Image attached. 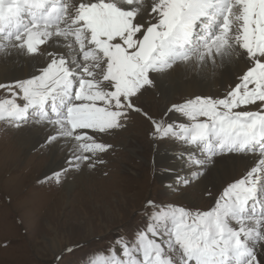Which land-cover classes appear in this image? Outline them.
<instances>
[{"label": "snow or ice", "instance_id": "snow-or-ice-1", "mask_svg": "<svg viewBox=\"0 0 264 264\" xmlns=\"http://www.w3.org/2000/svg\"><path fill=\"white\" fill-rule=\"evenodd\" d=\"M9 57L36 70L0 83L11 94L0 101V121L42 125L48 143L72 144L57 183L105 163L112 146L100 137L124 130L133 112L150 120L154 139L187 146L181 159L193 171L181 185L217 156L258 157L217 191L210 210L148 201L155 211L134 245L120 238L118 252L96 264H264V0H0V59ZM236 61L244 69L223 96L172 104L167 111L184 122L155 120L135 103L164 79L214 77Z\"/></svg>", "mask_w": 264, "mask_h": 264}, {"label": "rangeland", "instance_id": "rangeland-1", "mask_svg": "<svg viewBox=\"0 0 264 264\" xmlns=\"http://www.w3.org/2000/svg\"><path fill=\"white\" fill-rule=\"evenodd\" d=\"M225 92L217 87L208 96L221 97ZM188 98L176 95L167 110ZM5 99H11V94L0 89V101ZM160 100L161 93L153 88L135 103L155 120L184 122L179 114L171 118L170 112L163 111ZM248 109L256 110L255 105ZM34 125L17 129L0 121V264H96L101 257H110L113 248L118 252V239L134 245L155 211L148 201L156 208L207 211L214 207L217 193L208 195L210 190L197 186L201 176L187 185L179 183L191 178L190 163L183 164L174 183L161 181L158 149H174L179 158L186 154V145L174 137L154 139L152 123L142 113H131L127 127L117 134L100 137L112 146L101 154L105 163L65 172L59 183L55 175L62 170L46 173L44 154L53 151L69 168L72 144L62 139L48 143V136H43L46 139L35 149L24 148L19 140L26 127ZM161 242L166 246V238Z\"/></svg>", "mask_w": 264, "mask_h": 264}, {"label": "bare ground", "instance_id": "bare-ground-1", "mask_svg": "<svg viewBox=\"0 0 264 264\" xmlns=\"http://www.w3.org/2000/svg\"><path fill=\"white\" fill-rule=\"evenodd\" d=\"M13 59L12 57H9L7 60L0 59V83H10L16 79L28 78L31 73L36 70L35 67L29 63H24L20 60L13 62ZM243 69V62L236 61L228 68L218 69L214 77L202 76L197 72H189L186 75L180 74L164 79L161 81L160 85L154 89L161 93L160 101L162 110L167 111L168 103L172 102L176 95L180 94L184 97H193L195 95L208 96L210 91L212 89H217V87L227 91ZM217 74H220V76ZM21 102L22 101H20V103ZM169 116L173 118L175 114L170 113ZM26 128L28 131L26 133L24 132L25 134L22 135L19 140L20 145L24 148L30 147L31 149H35V147H38V145L43 143L46 139L43 136H49V129L45 126L34 125L27 126ZM33 129L36 131H33ZM47 154L48 153L44 154V156L48 158L45 166L46 173L59 172V170L65 169L63 159H56V153L54 154L52 151L51 154L49 153V156H47ZM178 155L179 153L176 152L175 154L174 149H158L156 160L158 167H160L158 171L160 172L159 177L161 181L167 182V184L174 183L176 174L177 172L179 173L183 164L189 165V163L185 162V159H181V156L176 158ZM184 157L187 158V153L184 154ZM257 159V156L252 155L241 158L240 154H223L217 156V163L211 166L209 172L201 175V179H199L200 181L198 182L199 184L197 183V186H200L201 189L203 188L206 192L210 190L213 193H217L226 182L242 177V175L255 164ZM73 186L74 184L70 183L69 188L71 189ZM185 201L189 203L191 199L187 197ZM58 251L59 250L56 252Z\"/></svg>", "mask_w": 264, "mask_h": 264}]
</instances>
